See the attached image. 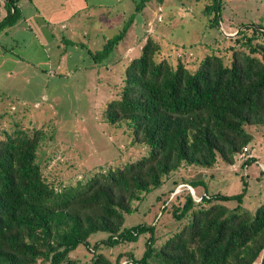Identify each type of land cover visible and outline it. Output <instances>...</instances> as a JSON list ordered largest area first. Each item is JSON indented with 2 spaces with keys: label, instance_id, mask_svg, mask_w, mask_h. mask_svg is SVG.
<instances>
[{
  "label": "trees",
  "instance_id": "1",
  "mask_svg": "<svg viewBox=\"0 0 264 264\" xmlns=\"http://www.w3.org/2000/svg\"><path fill=\"white\" fill-rule=\"evenodd\" d=\"M151 1L136 4L120 33L92 55L95 62L108 58ZM16 3L4 0L0 31L19 17ZM203 14L210 28L218 27L221 0H211ZM234 42L238 50L229 67L214 56L191 73L182 62L172 66L158 59L159 45L146 39L140 56L124 69L118 98L105 109L109 125H125L132 129V141L150 148L147 157L125 168L98 169L87 183L56 188L37 161L43 129L32 135L5 133L0 140V264H112L102 248L136 242L141 235H147L142 256L119 253L115 264H264V202L243 207L244 178L241 191L232 195L197 196L191 184L182 183L199 200L188 190L173 198L170 218L190 222L164 233L172 234L161 244L156 245L155 225L122 228L132 204L160 187L164 176L191 165L212 168L218 159L233 166L252 140L245 127L264 128V27L244 26ZM227 202L237 206L229 210ZM96 233L107 236L92 244L89 237ZM80 246L88 260L70 257Z\"/></svg>",
  "mask_w": 264,
  "mask_h": 264
},
{
  "label": "rangeland",
  "instance_id": "2",
  "mask_svg": "<svg viewBox=\"0 0 264 264\" xmlns=\"http://www.w3.org/2000/svg\"><path fill=\"white\" fill-rule=\"evenodd\" d=\"M139 2L18 0L19 17L0 31V140L15 130L32 135L34 129H43L37 161L56 188L82 180L87 183L98 169L125 168L149 155L148 146L132 141V129L109 125L105 119L107 103L121 91L124 69L140 56L147 38L159 45L158 59L172 66L182 62L192 73L214 56L229 67L233 51L238 50L237 32L244 26L264 27V0H221L220 21L214 28L203 14L211 0H152L134 16L108 58L95 62L92 55L120 33ZM6 12L0 0V21ZM245 129L252 140L233 166L218 159L212 168L191 165L170 172L160 187L132 204L134 211L125 216L122 228L155 225L157 245L172 234L164 233L188 224V217L181 222L169 215L173 198L188 189L182 183L191 184L197 196L232 195L241 191L244 178L248 190L243 207H259L264 202V170L260 168H264V128ZM249 159L255 162L242 168ZM223 205L229 210L237 206L235 202ZM106 236L93 234L89 242ZM146 238L141 235L136 242L103 247L102 253L112 264L119 253L139 259ZM70 257L84 261L89 254L80 246Z\"/></svg>",
  "mask_w": 264,
  "mask_h": 264
},
{
  "label": "built area",
  "instance_id": "3",
  "mask_svg": "<svg viewBox=\"0 0 264 264\" xmlns=\"http://www.w3.org/2000/svg\"><path fill=\"white\" fill-rule=\"evenodd\" d=\"M245 151H246V149L243 150V152H245ZM241 156H242V155H241ZM241 156H240V158H241ZM260 168H261L262 170H264V168H262L261 166H260ZM182 186H183V188H184V187H187V188H188L187 190L190 191V192L192 193V196L194 197V194H193V192H192V189H191L189 186H187V185H182ZM182 186H181V187H182ZM194 199H195V197H194ZM195 200L198 201L199 199H195ZM124 264H125V263H124Z\"/></svg>",
  "mask_w": 264,
  "mask_h": 264
},
{
  "label": "crops",
  "instance_id": "4",
  "mask_svg": "<svg viewBox=\"0 0 264 264\" xmlns=\"http://www.w3.org/2000/svg\"><path fill=\"white\" fill-rule=\"evenodd\" d=\"M17 1H18V0H17ZM61 1L67 2V0H61Z\"/></svg>",
  "mask_w": 264,
  "mask_h": 264
}]
</instances>
